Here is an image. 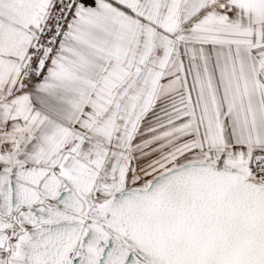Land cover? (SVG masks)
Segmentation results:
<instances>
[{
  "label": "snow or ice",
  "instance_id": "snow-or-ice-1",
  "mask_svg": "<svg viewBox=\"0 0 264 264\" xmlns=\"http://www.w3.org/2000/svg\"><path fill=\"white\" fill-rule=\"evenodd\" d=\"M0 264H264V0H0Z\"/></svg>",
  "mask_w": 264,
  "mask_h": 264
}]
</instances>
